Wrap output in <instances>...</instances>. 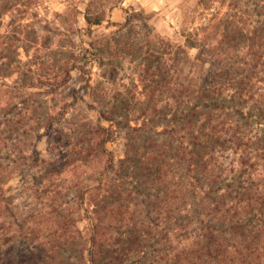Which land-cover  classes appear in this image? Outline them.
I'll return each mask as SVG.
<instances>
[{"label": "trees", "instance_id": "obj_1", "mask_svg": "<svg viewBox=\"0 0 264 264\" xmlns=\"http://www.w3.org/2000/svg\"><path fill=\"white\" fill-rule=\"evenodd\" d=\"M17 1L0 0V14ZM198 1L207 6L210 0ZM240 2L230 0L215 17L210 39L179 42L177 59L185 52L201 65L193 81L172 87L174 64L146 50L149 102L156 87L173 88L160 130L149 120L132 125L118 118V106L99 109L100 117L124 129L126 144L115 162L107 147L112 128L98 122L83 136L88 143L64 163L106 157L116 172L119 187L90 193L86 234L60 222L55 236L33 244L7 236L0 264H264V90L258 88L264 83V0L256 2L253 17L237 14ZM84 17L87 35L106 19L94 10ZM87 42L65 68L66 80L73 71L83 80L70 91L74 99L85 100L92 87L87 53L103 62L99 47ZM208 53L216 57L208 61ZM170 99L174 106L167 107ZM230 152L237 167L225 173L222 156ZM49 164L50 172L61 171L59 163ZM128 177L132 188H124Z\"/></svg>", "mask_w": 264, "mask_h": 264}, {"label": "rangeland", "instance_id": "obj_2", "mask_svg": "<svg viewBox=\"0 0 264 264\" xmlns=\"http://www.w3.org/2000/svg\"><path fill=\"white\" fill-rule=\"evenodd\" d=\"M229 1L210 0L205 6L198 0H18L0 14V252L11 242L7 236L33 244L55 236L60 222H73L86 234L94 207L90 193L118 186L116 172L106 157L64 163L74 148L88 143L83 136L98 122L112 128L107 147L114 161L124 156V129L100 117L99 109L118 106V118L132 125L149 120L160 130L173 88L156 87L149 102L146 50L174 64L168 75L172 87L181 79L193 81L199 61L185 52L177 59L175 50L187 38L210 39L211 24ZM259 1L241 0L237 14L253 17ZM93 10L106 19L87 35L84 13ZM87 40L99 47L103 62L87 53L92 87L85 100L74 99L70 91L83 80L76 71L66 80L65 68L73 54L90 46ZM259 86L264 90V83ZM172 106L170 99L167 107ZM52 161L61 171L50 172ZM222 161L225 173L237 167L232 152ZM175 180H181L179 173ZM125 181L124 188H132L131 178Z\"/></svg>", "mask_w": 264, "mask_h": 264}]
</instances>
